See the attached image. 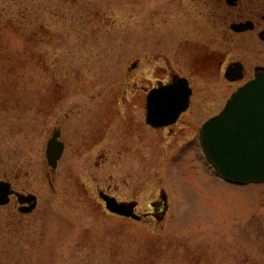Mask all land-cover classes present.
I'll return each instance as SVG.
<instances>
[{"label":"rangeland","instance_id":"obj_1","mask_svg":"<svg viewBox=\"0 0 264 264\" xmlns=\"http://www.w3.org/2000/svg\"><path fill=\"white\" fill-rule=\"evenodd\" d=\"M212 1L0 0V182L38 200L0 206V264H264V183L221 179L198 142L242 84L223 67L241 62L245 81L264 68L263 33L221 37V22L262 29L264 0L222 21ZM171 75L190 108L152 128L144 92ZM56 129L67 148L52 170ZM101 193L144 217L109 212Z\"/></svg>","mask_w":264,"mask_h":264},{"label":"water","instance_id":"obj_2","mask_svg":"<svg viewBox=\"0 0 264 264\" xmlns=\"http://www.w3.org/2000/svg\"><path fill=\"white\" fill-rule=\"evenodd\" d=\"M248 28L243 25L237 30ZM259 70L262 72L238 89L223 111L207 121L200 132L201 147L208 162L222 178L238 185L264 183V68ZM240 71L237 67V76L232 79L240 78ZM234 72L228 71L227 76ZM190 95L184 79L152 91L148 98L147 122L154 127L175 122L187 109ZM62 152V143L53 138L47 146V160L52 168H56ZM13 193L10 183L0 182V206L8 204ZM100 196L110 212L137 221L141 219L134 213L136 203H119L104 193ZM18 197L21 204L33 202L25 212L35 208L36 196Z\"/></svg>","mask_w":264,"mask_h":264},{"label":"flooded vegetation","instance_id":"obj_3","mask_svg":"<svg viewBox=\"0 0 264 264\" xmlns=\"http://www.w3.org/2000/svg\"><path fill=\"white\" fill-rule=\"evenodd\" d=\"M214 1V2H213ZM212 1V3H213V6H212V10H214L215 12L217 11V13L218 14H216L215 16H220V18H219V20H221V16L222 17H224L225 16V18H228L226 15H228V12L229 11H231V10H238L239 9V7L241 6V3H242V1L243 0H236V1H231V3H229V1L228 0H213ZM261 15V14H260ZM261 17H263L264 18V13H263V15H261ZM263 18L261 19V20H263ZM238 21H231V22H229V24H227L228 22L227 21H224V22H221V25H222V32H223V35H220L221 37H223L224 36V34H227L226 36L227 37H232V38H236V37H238L239 35H242V34H245V32H236L233 28H232V25H234V24H239V23H243V22H247V21H250V22H252V24H253V26H254V28H253V30H251V31H247V32H250V33H255V32H260V33H263V39H264V27L262 28V29H260L259 28V26H260V22H258V23H256L255 21H253L252 19H249V18H247V19H244V20H240V19H237ZM222 21V20H221ZM264 21V20H263ZM260 29V30H259ZM229 34H231V35H229ZM260 38V37H259ZM261 41H263L264 42V40H261ZM221 58L222 59H225V60H219V62H218V64L219 65H222L225 61H226V56H221ZM229 63V62H228ZM226 64L224 67H223V69H222V73H223V76H224V79H225V81L227 82V83H229L230 85H233V84H237V83H242L240 86H242L244 83H246L247 81H249V80H251V79H253L254 78V76H255V70H253V72H254V76L251 78V79H248V80H246L245 81V76H246V74H247V70H246V67L244 66V64H243V68H242V71H243V73H244V77H243V79H241L240 81H230L229 79H227L226 77H225V72H226V70H227V68H228V66L230 65V64ZM232 63V62H231ZM234 63V62H233ZM172 76V78H171V81L170 82H168V83H166V84H164V83H162L161 81H159L158 83H157V85L156 86H154L153 88H151L150 90H145V95H144V112H145V118H146V113H147V104H148V95H149V93H150V91L151 90H153V89H157V88H159V87H161V86H163V85H170V84H172V83H175V81L177 80V79H179L180 77H178V76H176V75H171ZM184 78V77H183ZM189 82V81H188ZM189 86H190V83H189ZM239 86V87H240ZM239 87H237V89L239 88ZM236 89V90H237ZM187 112V111H186ZM185 112V113H186ZM180 117H182V115L180 116ZM179 117V118H180ZM179 120V119H178ZM176 124V123H175ZM174 124V125H175ZM163 128H165V127H163ZM58 133V135H59V138H58V140L59 141H61L62 143H63V145H64V153H63V155L65 154V151H66V148H67V143H66V137H65V135H66V133L65 132H63V130H61V129H56V130H54V132H53V134L54 133ZM52 134V135H53ZM11 198H16V196L15 195H12L11 196ZM165 202L163 201H161V202H159V203H157L156 204V206H155V211L154 212H152V214L153 215H155L154 216V218H157L158 219V215H164V213H165ZM27 207H29V204H25V205H23V206H21L20 205V209H22V210H25V208H27ZM37 208V207H36ZM36 208L34 209V211L36 210ZM33 212V211H32ZM153 215H152V217H153ZM150 217H151V215H150Z\"/></svg>","mask_w":264,"mask_h":264}]
</instances>
